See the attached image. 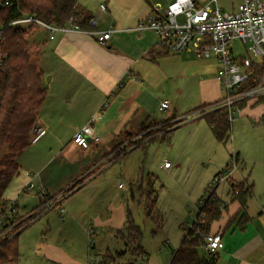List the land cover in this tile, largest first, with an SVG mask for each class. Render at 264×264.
<instances>
[{
	"label": "crops",
	"instance_id": "0c3cea01",
	"mask_svg": "<svg viewBox=\"0 0 264 264\" xmlns=\"http://www.w3.org/2000/svg\"><path fill=\"white\" fill-rule=\"evenodd\" d=\"M76 1L95 19L93 30H105L112 26L110 38L107 45L102 46L88 32L58 31L49 37L46 31H42L43 36L37 39L38 27L26 29L29 35L24 36L32 43L31 49H36L34 61L43 73L46 87V97L36 123V131H44L18 154L19 170L12 181V190L5 193L6 197L17 198L19 214L23 215L42 201L38 185L45 189L44 195H53L81 180L62 201L65 212L62 222L67 225L73 222L75 229L69 226L59 233V239L47 240L37 247L42 256L45 257V252H48L52 261L60 260L62 264H87L85 254L89 241L86 236L89 239V229L85 227V214L97 196L106 192L113 181V177L104 175V171L126 155L115 159L108 153L115 143L114 136L124 130L135 132L145 122L173 120L172 125L174 122L181 124L183 119L179 116L192 113L201 105L214 103L222 95L216 78L218 64L214 56L197 57L191 50L170 53L158 44L153 30L135 28L138 21L154 8L159 9L157 5L164 8L167 0ZM194 1L200 6L210 1L211 6H217L221 11L232 12L243 0ZM97 2L99 7L105 5V10H102L105 21L101 26L98 25L101 10L98 12ZM231 47L235 55L243 53V46L232 43ZM195 83L196 90L191 87ZM165 99L169 100L165 109L168 115L156 119L152 112ZM257 105L263 106L255 102L244 103L242 111ZM263 112L259 113L260 117ZM91 117L99 141L91 142L88 148H81L73 143L72 136ZM191 119H199V116ZM147 144L140 147L145 149ZM56 157L61 158V167L63 162L65 166H72L73 173L64 187H56L44 174L53 169ZM163 162H159L158 169L170 172L172 163L164 168ZM124 174H127L125 170ZM136 179L140 177L136 175ZM229 180L243 182L244 188L252 184L243 177L235 178L233 174ZM27 182L33 187L21 190ZM219 210V217L210 223L208 230V233H219L223 241L222 249L214 254V264H264V201L253 205L246 198L242 206L231 194L229 201ZM43 213L20 228L21 231ZM96 215L94 213L89 218L94 217L98 222ZM81 217L84 220H80ZM238 219H242L241 224ZM60 246L65 253L63 259L58 257Z\"/></svg>",
	"mask_w": 264,
	"mask_h": 264
},
{
	"label": "rangeland",
	"instance_id": "374dc122",
	"mask_svg": "<svg viewBox=\"0 0 264 264\" xmlns=\"http://www.w3.org/2000/svg\"><path fill=\"white\" fill-rule=\"evenodd\" d=\"M98 8L99 12L101 9L99 6ZM104 19L101 10L98 14L99 26L103 25ZM38 28L37 39L46 30ZM27 35L28 32L25 33ZM29 38L32 39L30 36ZM233 43L243 46L239 41ZM29 51L31 58L35 60L36 49L30 47ZM191 87L196 90V83ZM213 105L204 106L202 110H214L215 108L211 109ZM262 110L264 107L257 105L236 113L231 121L230 140L226 144L214 138L204 119H191L196 117L193 112L179 116L183 119L181 124L168 134L167 139L156 138L164 133L173 120L165 123L145 122L135 132L124 130L114 136L115 143L108 153L115 159L125 153L126 155L104 171V175H111L113 181L106 192L97 196V200L85 214V227L91 233L85 262L88 264L98 254L101 256L98 264H168L186 226L192 222L205 198L211 192L223 202H228L231 198V190L226 181L219 183L214 189L210 185L214 174L232 162L234 154H238L239 159L232 174L235 178L243 177L253 184L247 201L250 200L253 205L264 201V121L259 120ZM152 115L156 119H162L168 112L155 109ZM145 143H148L145 149L133 147ZM164 158L172 163L170 172L158 169L159 162H163ZM60 160L61 158L56 157L53 169L44 173L56 187H64L73 173L72 166H65L63 162L61 167ZM124 170L128 175L124 174ZM136 175L140 177L139 180ZM12 181L7 193L13 188ZM64 190L58 192L64 193ZM148 192L155 197L153 207L148 204ZM94 213L98 216V222L94 217L89 218ZM64 216L65 212L59 213V206H55L22 230L18 236L19 260L16 264H62L60 260L52 261L48 252H45V257L42 256L37 247L47 240L59 239V233L69 226L75 229L73 222L68 225L62 222ZM127 218L139 226L142 232L141 252L133 248L116 254V251L125 248L122 240L116 236V231L127 225ZM86 239L88 240L87 236ZM78 244L79 242L76 247ZM106 251L110 252L106 253L108 257L105 258ZM64 254V249L60 246L59 259H63ZM142 254H145V260H140Z\"/></svg>",
	"mask_w": 264,
	"mask_h": 264
},
{
	"label": "built area",
	"instance_id": "2783aa9c",
	"mask_svg": "<svg viewBox=\"0 0 264 264\" xmlns=\"http://www.w3.org/2000/svg\"><path fill=\"white\" fill-rule=\"evenodd\" d=\"M156 8L159 9L154 8L148 16L138 21L135 28L153 30L158 37V44L165 47L170 53L175 54L184 50H191L197 57H215L218 64L216 78L222 95L213 103L211 109H224L226 120L231 123L235 114L242 110L240 104L257 102L260 98H264V0H243L232 12L221 11L217 6H211L210 1L201 6L196 5L194 0H167L164 8H160L159 5ZM100 9L105 10V5L101 4ZM95 23L96 21L92 17L89 24L94 26ZM7 26L25 30L42 27L46 29L49 37L58 31L64 33L71 31L88 32L102 46L107 45L112 32V26L99 31L85 30L71 21L65 25L56 26L33 14H24L5 25L0 24V66L5 57L3 32ZM234 41L243 44L242 54H234L231 47ZM168 104L169 100H162L158 109L165 110ZM203 113L204 111L199 109L193 114L197 117ZM92 121L93 117L76 130L72 136L74 144L81 148H88L91 142L99 141V137L94 132ZM43 131L38 129L31 137V142L35 141ZM162 166L168 168L170 162L165 160ZM236 168L237 162L233 157V161L213 177L210 186L214 189L219 183L228 182ZM32 187L33 184L27 182L21 190H30ZM38 187L43 196L45 189L40 185ZM231 194L237 195L238 189H232ZM208 196L215 198L212 192ZM64 197V193L53 194L39 206L20 215L17 198L5 196L0 206V244L18 232L19 220L28 224L55 206H59L60 213L64 212L62 205ZM224 205L225 202L218 199V208L222 209ZM202 216L198 210L192 222L186 226L185 233L196 228L199 218ZM88 236V241H90V229ZM202 240V249L209 255L215 254L223 247L222 236L219 233H206ZM100 259L101 256L97 254L94 260L88 261V264H98ZM145 259V254H142L140 260Z\"/></svg>",
	"mask_w": 264,
	"mask_h": 264
},
{
	"label": "trees",
	"instance_id": "16d2710c",
	"mask_svg": "<svg viewBox=\"0 0 264 264\" xmlns=\"http://www.w3.org/2000/svg\"><path fill=\"white\" fill-rule=\"evenodd\" d=\"M24 14H33L41 20L56 26L65 25L68 21H71L85 30L94 28L93 25L89 24L92 18L91 13L76 0H0V24L5 25ZM25 33L26 30L23 28L8 26L3 32L5 57L3 64L0 66V206L5 198L8 185L18 173L17 156L27 147L31 142V137L36 133L39 110L46 97L43 73L31 58L29 41L25 38ZM255 103H261L264 106V98H260ZM207 105L210 104L201 105L193 109L192 112L203 109ZM240 106L242 107L243 104H240ZM200 118L204 119L210 126L217 141L226 144L230 140L231 123L226 120L224 109L216 108L204 112L199 116ZM259 120L264 121V112ZM174 123V125H169L164 133L156 139H167L168 134L180 125V122ZM137 146H141V144L133 147ZM234 158L236 161L238 160L237 154H234ZM221 171L215 173L214 176ZM80 182L81 180H78L64 190V195L70 194ZM229 183L231 190L238 189L235 198L240 201L242 206L245 205V200L251 193L252 184L244 188L243 182L234 183L229 180ZM150 194L149 192L147 194L148 204L153 207L155 197ZM51 196L40 195L42 199L40 204ZM199 212L203 216L199 218L196 228L184 233L168 264L215 263V255H209L202 249V238L203 235L208 233L210 223L219 217L218 198L206 197L203 205L199 207ZM18 219L20 218L18 217ZM126 223V226L124 225L116 231V236L122 240L125 246L119 252L116 251V254L131 251L133 248L141 252L142 232L139 226L128 218ZM238 223L241 224L242 219H238ZM26 225L25 221L19 220L18 228L22 229ZM21 229H18V232L13 234L7 241L1 242L0 264H16L18 262L17 237ZM107 252L104 253L105 258L108 257L106 256Z\"/></svg>",
	"mask_w": 264,
	"mask_h": 264
}]
</instances>
